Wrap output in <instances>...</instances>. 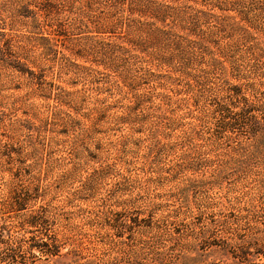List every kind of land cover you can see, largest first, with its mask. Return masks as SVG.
Listing matches in <instances>:
<instances>
[{
    "label": "rangeland",
    "instance_id": "374dc122",
    "mask_svg": "<svg viewBox=\"0 0 264 264\" xmlns=\"http://www.w3.org/2000/svg\"><path fill=\"white\" fill-rule=\"evenodd\" d=\"M46 1L0 0V233L33 235L26 221L37 211L63 253L111 264L110 213L264 209V117L257 141L246 130L209 138L212 106L229 87L259 97L264 0H153L170 12L160 45H180L168 66L136 50L146 45L129 30L136 0ZM248 9L259 18L245 39L223 23L247 24ZM110 16L117 22L105 33ZM244 143L254 151L234 149Z\"/></svg>",
    "mask_w": 264,
    "mask_h": 264
},
{
    "label": "trees",
    "instance_id": "16d2710c",
    "mask_svg": "<svg viewBox=\"0 0 264 264\" xmlns=\"http://www.w3.org/2000/svg\"><path fill=\"white\" fill-rule=\"evenodd\" d=\"M136 1L138 4H129V12L137 16L129 30L146 38V45H140L136 50L145 55L147 64L168 66L174 57L173 49L180 47L176 41L172 42L174 48L160 45L165 35L161 28L170 12L161 11L160 5L164 7V4L159 1ZM39 6L48 9L51 5L46 0H40ZM173 8L177 10L176 6ZM172 13L178 15V12ZM244 14L245 17L241 19H246L247 24L232 19L223 25L229 26L233 33L244 31L242 35L245 39L246 36L255 38L254 29L258 26L259 13L248 9ZM210 15L200 10V16L208 19ZM109 20L112 21L103 29L105 33H112L117 22L112 16ZM210 30H207L209 35L212 34ZM217 31L215 34L218 35L220 31ZM197 42L203 45L204 40ZM261 50L259 53L263 52ZM243 90L242 84L232 85L227 90L225 100L217 101L212 106L213 122L209 138L215 143L225 138H239L244 130L251 135V140H258L261 118L264 117V84L258 88L259 97L255 99L246 96ZM246 144H238L239 147L234 149L241 148L240 154L254 151V146L248 148ZM24 201L19 192L13 202L16 211L24 209ZM214 208L213 203H207L197 212L186 210L158 219H154L152 214L142 216L139 212L110 213L105 218V225L109 230L107 248L116 252L111 264H229L228 260L236 264H264L260 263L264 259L263 207H242L237 212L235 209ZM26 225L27 233L33 235L0 233V264H34L30 258L49 262L59 257H67L68 264H100L96 259L82 262L85 257H81L76 250L63 253V244L46 233L43 216L37 211L29 215Z\"/></svg>",
    "mask_w": 264,
    "mask_h": 264
}]
</instances>
